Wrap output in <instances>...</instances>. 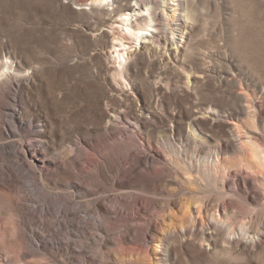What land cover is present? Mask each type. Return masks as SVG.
<instances>
[{"label": "rangeland", "instance_id": "1", "mask_svg": "<svg viewBox=\"0 0 264 264\" xmlns=\"http://www.w3.org/2000/svg\"><path fill=\"white\" fill-rule=\"evenodd\" d=\"M88 1L0 0V264H264V0L120 62Z\"/></svg>", "mask_w": 264, "mask_h": 264}, {"label": "bare ground", "instance_id": "2", "mask_svg": "<svg viewBox=\"0 0 264 264\" xmlns=\"http://www.w3.org/2000/svg\"><path fill=\"white\" fill-rule=\"evenodd\" d=\"M184 2L185 0H132L131 3L128 0H89L86 5H98L110 12H118L119 24L113 26L115 31L111 30V33L115 34L119 26L112 51L118 55L120 62L123 54L129 55L138 48L135 42L140 48L164 47L173 50L183 46L189 32L185 29L189 16ZM162 34L164 43L158 38ZM212 226L217 228L216 223H212ZM242 237L239 242L243 245L253 242V236L246 234ZM237 239L232 234L227 237V241L232 243Z\"/></svg>", "mask_w": 264, "mask_h": 264}]
</instances>
